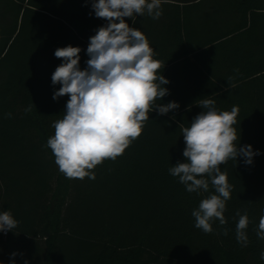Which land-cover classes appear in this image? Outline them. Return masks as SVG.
<instances>
[{
	"label": "trees",
	"instance_id": "trees-1",
	"mask_svg": "<svg viewBox=\"0 0 264 264\" xmlns=\"http://www.w3.org/2000/svg\"><path fill=\"white\" fill-rule=\"evenodd\" d=\"M231 4L229 26L213 19L206 32L188 16L191 6L171 5L170 19L154 33L143 28L144 16L125 18L164 65L169 94L158 103L179 108L150 112L122 155L91 170L95 179L81 180L66 178L46 147L69 99H53L60 85L51 76L62 62L54 52L78 46L86 68L89 37L106 21L95 17L91 0H0V212L18 221L6 240L0 232V246L22 242L21 264H264V240L256 235L264 215V0ZM202 98L220 111L236 106L239 146L259 152L250 165L243 157L221 165L231 198L227 224L214 220L212 233L195 228L191 215L214 194L211 184L189 193L169 174L184 162L179 126L203 111ZM237 210L249 217L247 246L236 240Z\"/></svg>",
	"mask_w": 264,
	"mask_h": 264
},
{
	"label": "clouds",
	"instance_id": "clouds-1",
	"mask_svg": "<svg viewBox=\"0 0 264 264\" xmlns=\"http://www.w3.org/2000/svg\"><path fill=\"white\" fill-rule=\"evenodd\" d=\"M91 8L95 17L106 23L89 37L87 67H80L82 49L78 46L68 45L54 52L62 62L51 76L52 85H60L53 99H69L62 118L51 125L54 135L48 138L46 147L54 155L59 171L69 179H95L91 170L122 155L142 134L150 112L156 110L164 115L179 108L175 101L158 103L169 94L163 87L169 83L161 75L164 65L154 59V49L145 34L130 27L125 19L131 18L133 23L137 16L159 19L161 0H91ZM198 106L203 111L189 126H179L185 143L184 162L170 167L169 174L178 178L189 193L208 192L211 184L214 194L203 198L191 215L195 228L212 233L214 220L227 224L224 213L231 198L232 186L221 165L237 157H243L245 164L250 165L259 152L253 151L251 145L239 146L233 127L239 111L236 106L231 111H220L211 98L199 99ZM6 115L11 118L12 114ZM236 216V240L247 246L249 217L239 210ZM17 226L10 211L0 212V232L13 231ZM256 235L264 240V215L259 219ZM260 258L264 260V252Z\"/></svg>",
	"mask_w": 264,
	"mask_h": 264
},
{
	"label": "rangeland",
	"instance_id": "rangeland-1",
	"mask_svg": "<svg viewBox=\"0 0 264 264\" xmlns=\"http://www.w3.org/2000/svg\"><path fill=\"white\" fill-rule=\"evenodd\" d=\"M200 4L201 5L198 7L200 14L198 13L197 14L198 16L200 15L201 20H198L197 23L202 25V28H204L205 32L206 29L209 28V21L213 19H216L217 20L216 22L222 24L223 26H229V24L231 23L230 18H232V13H233L231 0H205L202 1ZM161 9L163 14L162 16H164L166 13H170V11L173 10L171 8V5H168L167 8L162 7ZM192 12L193 9L191 8L190 13ZM162 21L163 20H161V22ZM165 22H168V20ZM146 23L149 24L148 22ZM153 23L156 24L157 22L153 21ZM8 235L9 232L7 233L3 232L2 240L3 241L6 240ZM199 235H197V239H199L200 237ZM37 242L41 243L40 239H38ZM22 245H23L22 242L20 243L18 240L13 239L11 244L9 245L4 244L0 246V262H2V264H11V261L14 260L15 264H21L24 261L23 259L24 253H26ZM13 253H16L15 257L12 256ZM208 259L209 261H213L211 257H209Z\"/></svg>",
	"mask_w": 264,
	"mask_h": 264
},
{
	"label": "crops",
	"instance_id": "crops-1",
	"mask_svg": "<svg viewBox=\"0 0 264 264\" xmlns=\"http://www.w3.org/2000/svg\"><path fill=\"white\" fill-rule=\"evenodd\" d=\"M202 1H205V0H161V8L162 7H166L168 5H180L181 7H184V6H192V9H193V12L188 14V16L197 24L199 25V23H197L198 20H201L200 18V15L198 16L199 13V6L201 5L200 3ZM198 13V14H197ZM163 15V14H162ZM157 19V20H153L151 17L145 15L143 17V28L145 30H148V31H152L153 33L158 31V30H161L162 29V26L165 25L164 22L169 20L170 19V14L169 13H166L164 16H162ZM161 20H163L161 22ZM154 22H157L156 24L153 23ZM146 22H148L149 24H147ZM154 24V26H153ZM153 33L151 34L150 36V41L152 42L153 41V37L155 38V36L153 35ZM152 44V43H151Z\"/></svg>",
	"mask_w": 264,
	"mask_h": 264
}]
</instances>
